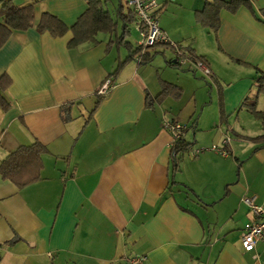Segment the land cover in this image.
Listing matches in <instances>:
<instances>
[{
	"label": "crops",
	"instance_id": "0c3cea01",
	"mask_svg": "<svg viewBox=\"0 0 264 264\" xmlns=\"http://www.w3.org/2000/svg\"><path fill=\"white\" fill-rule=\"evenodd\" d=\"M205 1L157 0V17L170 41L209 67L217 90V101L209 103L190 62L168 64L176 62L169 45L145 49L149 63L129 58L119 40L123 27L118 35L113 18V33L99 32L96 43L70 49V30L53 37L38 32L37 23L49 12L70 27L86 10L85 0L34 3L32 25L13 31L0 47V76L11 80L2 92L9 107H0V163L20 145L39 142L46 151L39 180L20 188L0 175V264H126L134 254L147 264H264L262 242L253 252L240 242L252 218L242 197L263 202L264 176L252 184L245 170L237 179L233 173L248 158L242 146L255 157L258 176L264 169V142L250 139L264 132L262 124L240 108L264 77V19L244 6L235 13L222 9L214 33L195 20ZM250 1L260 17L264 0ZM158 53L164 61L157 65ZM106 78L113 87L98 99ZM162 81L181 87L180 96L146 107V94L155 97ZM209 104L218 110L207 124ZM256 109H264V92ZM248 115L259 122H252L254 131H246ZM164 118L194 120V141L184 134L189 125L182 135L192 143L193 159L178 160L176 168Z\"/></svg>",
	"mask_w": 264,
	"mask_h": 264
},
{
	"label": "trees",
	"instance_id": "16d2710c",
	"mask_svg": "<svg viewBox=\"0 0 264 264\" xmlns=\"http://www.w3.org/2000/svg\"><path fill=\"white\" fill-rule=\"evenodd\" d=\"M36 1L38 0H30L25 5L16 6L13 3V0H0V17H2V21L0 22V47L6 42L13 31H24L32 25L34 19L33 6ZM104 1L106 0H85L87 4L86 10L70 27L55 15L49 12H42L36 29L38 32H48L53 37L62 36L70 30L72 32V38L68 42V48L70 49L87 41L96 43L97 33H113L116 27V23L110 12L103 8ZM241 6L248 8L258 20L264 19V7L260 9L259 17L250 0H206L203 9L195 13V20L200 25L207 27L215 33L220 24V11L225 9L231 13H235ZM122 8V4L120 3L117 14L123 19V32L119 40L129 49V58L134 59L137 55H140L141 47L137 46L133 48L127 42H123V37L128 33V23L134 19V16L129 9V12L124 14ZM183 50L186 54L203 60L202 57L196 56L192 49L183 47ZM140 57L142 63H149L152 59V56H148L145 52H143ZM168 64L174 67H179L176 62H168ZM117 70L118 68L115 72ZM10 83L11 80L7 74H2L0 76V107L3 110H7L9 103L2 92L10 85ZM161 83V90L155 97H150L146 94V107H152L154 103H161L167 96H173L175 98L180 96L182 90L181 87L166 81H162ZM262 92H264V77L259 76L255 82L254 93L251 96L244 98L240 108H246L261 122L264 130V109H256L257 97ZM101 97V95H98V99ZM219 106L220 111L222 112L221 99ZM68 117L69 116H66V118ZM250 139L263 143L264 132ZM191 147L192 143L186 142L183 137L171 147L172 160L175 168L178 164V155L184 150L191 149ZM45 151L46 148L39 142L18 146L1 161V177L11 181L20 188L39 180L41 178L40 172L43 168L41 156Z\"/></svg>",
	"mask_w": 264,
	"mask_h": 264
},
{
	"label": "built area",
	"instance_id": "2783aa9c",
	"mask_svg": "<svg viewBox=\"0 0 264 264\" xmlns=\"http://www.w3.org/2000/svg\"><path fill=\"white\" fill-rule=\"evenodd\" d=\"M127 8L134 16V24L136 29L141 34V40L138 46L141 47L140 55L136 58L140 59L144 50L156 44L169 45L176 54V63L182 65L185 62H190L195 69L200 70L204 75L210 74V69L202 59L188 55L177 42H172L168 39L165 32L159 25L157 17L158 2L157 0H124ZM113 87L111 78H106L97 90L98 95H105ZM162 128L170 135V146L172 147L183 135L185 126L176 120H162ZM228 138L223 140L224 144L228 143ZM210 149L220 155H227L224 148L217 145H212ZM199 150H193V155H196ZM242 202L246 204L252 214V218L246 222L242 228L240 242L244 251L253 252L258 243L264 244V200L260 204L255 202V196H243ZM257 257L255 253L253 255ZM126 264H147L146 257L142 254H134L126 258Z\"/></svg>",
	"mask_w": 264,
	"mask_h": 264
},
{
	"label": "rangeland",
	"instance_id": "374dc122",
	"mask_svg": "<svg viewBox=\"0 0 264 264\" xmlns=\"http://www.w3.org/2000/svg\"><path fill=\"white\" fill-rule=\"evenodd\" d=\"M120 3L122 4V7H123L122 8V11L124 13H126L127 12V6H126L124 0H106V1L103 2V8L106 9V10H108L111 13V15L113 16V18L116 19V21H117V30H116V33L118 35L121 34L122 27H123V21H122L123 19L119 18V16L117 15V10H118V7H119V4ZM125 39L131 44V46L133 48L137 47L138 46V43L141 40V34L136 29L133 20L128 23V33L126 34ZM154 46H157V44L154 45ZM149 48H152V47H149ZM120 49L123 50V51H126L125 48H123V47H120ZM162 61H164V57L160 53L156 54V57L153 58V60H152V62H154L157 65L160 62H162ZM187 65L188 64H185L184 66H187ZM196 72H197L196 73V76L201 80V82L203 84L202 91H203V94H204L205 98L207 99L208 103L210 101H212V100L213 101H217V90L214 87V84L211 81V79L209 78V76L202 74L199 70H196ZM212 108H214V111H213ZM217 110H218V107H216V109H215L214 105H210L209 104V107L206 106L205 112L207 111L206 114L208 116L206 118V121H207L206 123L207 124L208 123H211L212 120H210V119H213V114L214 113L217 114ZM198 113L195 115V118L197 117ZM248 116L249 117H247V120H243L242 119L243 122L245 123L246 131H254L255 130V127L253 126V128H252V125H251L252 122H256L258 124H259V122L253 116H251V115H248ZM166 119H168V118H166ZM193 122H194V120H193ZM193 122L191 121L190 122L191 124H188V121L187 120L184 123H183V121L180 122V123H182V125H185V124L186 125H189L188 127H190V128H188L187 131H185L184 134H186V139L188 141H190V142L194 141L193 140V130H192ZM198 138L199 137L196 136V139H198ZM204 138L207 139L208 137L206 135H204ZM241 142H242L241 144H246L247 143L245 141H241ZM191 152H192L191 149L182 151L178 155L179 162L182 161V160H188V158L189 159H193L191 157ZM240 153H241V155L243 157H244V155H247L248 158L247 159L242 158L243 160L240 159V162L237 163L234 166L233 173L235 174L236 179H237L239 176H241L242 172L245 170V176H246V178L248 179L249 182H251L253 184V181H255L257 179V177H260V176L263 177L264 176V169L262 170V172L260 171V174L258 176V172H259L258 167H259V165L257 166V162L254 161L255 160L254 159L255 157H252V152H249V150L246 149V147L242 146ZM211 218L214 221V220H216L217 216L212 215ZM221 219H223V218H221Z\"/></svg>",
	"mask_w": 264,
	"mask_h": 264
}]
</instances>
